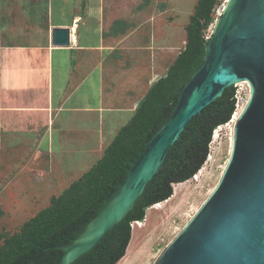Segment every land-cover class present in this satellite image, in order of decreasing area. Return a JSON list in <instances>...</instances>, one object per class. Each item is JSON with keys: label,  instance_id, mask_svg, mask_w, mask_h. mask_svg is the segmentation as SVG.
<instances>
[{"label": "crops", "instance_id": "crops-1", "mask_svg": "<svg viewBox=\"0 0 264 264\" xmlns=\"http://www.w3.org/2000/svg\"><path fill=\"white\" fill-rule=\"evenodd\" d=\"M124 2L0 0V167L12 181L37 160L67 179L134 116L154 77L141 68L155 63L137 28H118ZM55 27L69 46L52 43Z\"/></svg>", "mask_w": 264, "mask_h": 264}, {"label": "water", "instance_id": "water-1", "mask_svg": "<svg viewBox=\"0 0 264 264\" xmlns=\"http://www.w3.org/2000/svg\"><path fill=\"white\" fill-rule=\"evenodd\" d=\"M70 39L68 27L52 29L54 45L69 46ZM243 81L250 83L251 93L234 126L224 174L154 264H264V0L227 3L206 40L204 61L181 89L170 118L146 139L124 181L81 234L51 247L63 251L59 264H72L121 222L188 122L227 87Z\"/></svg>", "mask_w": 264, "mask_h": 264}, {"label": "rangeland", "instance_id": "rangeland-1", "mask_svg": "<svg viewBox=\"0 0 264 264\" xmlns=\"http://www.w3.org/2000/svg\"><path fill=\"white\" fill-rule=\"evenodd\" d=\"M227 1L125 0L123 8L126 20L120 23L118 28L126 33L131 27L137 28L140 44L151 42L149 48L153 51L151 60L155 63V68H152L153 65L151 68L144 66L141 68L143 76L148 74L150 69L149 75L153 74L154 77L153 80H149L148 86L142 87L138 108L155 86L158 85V91L164 89V92L170 90L169 83L174 88L179 81L177 72L180 63H186L193 58L197 51L195 46L199 47L197 42L201 37L205 42L210 38L215 22ZM207 15L211 17L208 23L205 21ZM137 55L141 56V60L146 59L144 52ZM170 77L171 80L163 84L164 88H159L162 81H167ZM234 86L237 89V108L238 104L242 106L249 99L251 86L247 82L236 83ZM134 116L122 128L128 126ZM231 120L214 131L209 154L201 171H198L200 173L183 182L184 184L181 183L183 185L180 186L177 194L159 210L146 211L147 214L150 213L151 219L140 230L141 234L133 254L126 264H154L165 247L208 198L212 189L218 184L223 168L230 158V144L235 126V124L229 125ZM216 131L218 135L214 137ZM114 139L107 145L104 153ZM88 160L89 167L82 161L75 162V174L67 168L66 170L70 171L67 179L61 177L58 171H52L47 160H37L32 167L27 168V171L13 181L5 176L6 168L0 167V248L3 252L10 251L31 219L47 211L60 198L68 202L85 195L84 176L99 161L93 163L95 157H89ZM80 183L81 186H78ZM74 188H76L74 195L67 193Z\"/></svg>", "mask_w": 264, "mask_h": 264}, {"label": "trees", "instance_id": "trees-1", "mask_svg": "<svg viewBox=\"0 0 264 264\" xmlns=\"http://www.w3.org/2000/svg\"><path fill=\"white\" fill-rule=\"evenodd\" d=\"M206 22L211 17L205 16ZM193 58L180 63L179 81L170 90L155 86L136 111L133 120L122 128L103 157L85 174V195L68 202L59 199L52 207L35 216L25 225L16 243L5 253L0 248V264H59L63 251L51 248L71 242L85 229L88 221L97 214L107 195L125 179L132 163L139 156L147 138L165 123L173 113L181 89L191 75L202 65L206 42L201 37ZM171 77L163 84L170 81ZM173 85V84H172ZM236 87H227L222 96L207 105L192 118L180 139L169 150L161 169L148 182L135 208L90 251L72 264H117L126 254L132 237L133 222H142L146 210L169 199L173 184L190 180L202 168L209 154L214 131L228 123L236 111ZM83 185V184H82ZM81 186V183L78 184ZM67 193L74 195V191Z\"/></svg>", "mask_w": 264, "mask_h": 264}, {"label": "bare ground", "instance_id": "bare-ground-1", "mask_svg": "<svg viewBox=\"0 0 264 264\" xmlns=\"http://www.w3.org/2000/svg\"><path fill=\"white\" fill-rule=\"evenodd\" d=\"M230 0H228L227 2H226V4H225V6H224V9L226 8V5H227V3L229 2ZM222 12V11H221ZM220 15H221V13H220ZM244 83L245 82H247V83H249L248 81H243ZM243 82H241V83H243ZM238 84H240V83H238ZM250 84V83H249ZM243 85V84H242ZM251 86V85H250ZM249 100V99H248ZM248 100L247 101H245L244 102V104L242 105V106H240L239 104H238V106H237V108H236V111L234 112V114H233V117H232V120H231V122L229 123V125L230 124H232V125H234L235 123H236V121L239 119V117L241 116V114H242V112L244 111V109H245V107H246V104H247V102H248ZM219 130V129H218ZM218 134H217V131L215 132V134H214V137H216ZM233 139H234V137H233ZM232 138H231V144H230V154H231V152H232V147H233V140ZM211 157V156H210ZM229 160V159H228ZM227 163H228V161H227ZM227 163H226V165H227ZM226 165L224 166V168H223V171H222V174H221V176H220V179H221V177H222V175L224 174V171H225V169H226ZM201 171V170H200ZM198 173H200V172H198ZM197 177V176H196ZM184 184V183H183ZM183 184H176V185H174L173 186V194H172V196L169 198V199H167V200H165V201H163V202H161V203H157V204H155L154 206H152V207H150L149 208V210H159L161 207H162V205L163 204H166V203H168V202H170V200H172V198L177 194V192H178V190H179V188H180V186H182ZM217 186V185H216ZM215 186V187H216ZM215 187L212 189V191L210 192V194L209 195H211L212 194V192L214 191V189H215ZM209 197V196H208ZM148 210V209H147ZM151 212V211H150ZM150 213L148 212V214H147V212H146V216H145V218H144V220L142 221V222H139V221H136V222H133L132 223V239H131V241H130V243H129V246H128V248H127V251H126V255L117 263V264H126V262H128V260L130 259V257H131V255L133 254V249L135 248V244H136V242L138 241V238H139V236H140V234H141V229L145 226V224L151 219L150 218V215H149ZM159 257V256H158ZM157 257V258H158ZM155 263V262H154Z\"/></svg>", "mask_w": 264, "mask_h": 264}, {"label": "built area", "instance_id": "built-area-1", "mask_svg": "<svg viewBox=\"0 0 264 264\" xmlns=\"http://www.w3.org/2000/svg\"><path fill=\"white\" fill-rule=\"evenodd\" d=\"M238 99V97H237V93H236V100Z\"/></svg>", "mask_w": 264, "mask_h": 264}]
</instances>
